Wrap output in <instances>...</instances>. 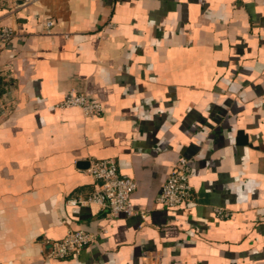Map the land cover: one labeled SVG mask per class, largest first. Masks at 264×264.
Here are the masks:
<instances>
[{"label": "crops", "instance_id": "crops-1", "mask_svg": "<svg viewBox=\"0 0 264 264\" xmlns=\"http://www.w3.org/2000/svg\"><path fill=\"white\" fill-rule=\"evenodd\" d=\"M19 3L0 0V264H264V0ZM78 92L104 112L59 105ZM181 157L193 201L159 206ZM105 158L146 219L69 203ZM103 226L47 256L46 240Z\"/></svg>", "mask_w": 264, "mask_h": 264}, {"label": "built area", "instance_id": "built-area-1", "mask_svg": "<svg viewBox=\"0 0 264 264\" xmlns=\"http://www.w3.org/2000/svg\"><path fill=\"white\" fill-rule=\"evenodd\" d=\"M38 0H20L18 5L36 4ZM56 21L46 18L42 25L45 32H51ZM14 35L9 27L0 30V45ZM62 107H80L87 116L100 115L105 108L100 102H91L85 92L64 99L59 104ZM95 179V188L87 196L71 198L72 205L98 204L107 209L108 220L122 214L126 216L138 215L143 220L148 216V209L138 208L133 202V195L137 182L133 177L122 175L117 162L113 158L93 159L87 168ZM191 163L186 157H181L168 173L161 191L157 196L159 206L172 208L193 201V186L191 184ZM215 214L220 218H228L231 211L215 206ZM108 228L103 226L100 232H91L84 229L70 228L60 240H46L48 245L47 256L52 258H66L78 254L83 248L92 244L101 233H107Z\"/></svg>", "mask_w": 264, "mask_h": 264}]
</instances>
